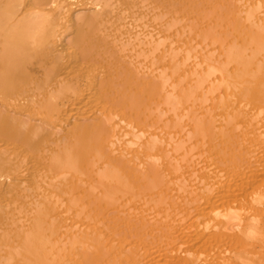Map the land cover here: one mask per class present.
I'll return each instance as SVG.
<instances>
[{
	"label": "bare ground",
	"instance_id": "6f19581e",
	"mask_svg": "<svg viewBox=\"0 0 264 264\" xmlns=\"http://www.w3.org/2000/svg\"><path fill=\"white\" fill-rule=\"evenodd\" d=\"M0 264H264V0H0Z\"/></svg>",
	"mask_w": 264,
	"mask_h": 264
},
{
	"label": "rangeland",
	"instance_id": "374dc122",
	"mask_svg": "<svg viewBox=\"0 0 264 264\" xmlns=\"http://www.w3.org/2000/svg\"><path fill=\"white\" fill-rule=\"evenodd\" d=\"M204 42H205V41H204ZM201 45L204 46V45H207V44H206V42H205V43L202 42ZM213 47H214V46H213ZM213 47H212V48H213ZM188 49H189V48H188ZM188 49L186 48V52H185V53H187V55H189L188 52L191 54V52L193 51V50H188Z\"/></svg>",
	"mask_w": 264,
	"mask_h": 264
}]
</instances>
